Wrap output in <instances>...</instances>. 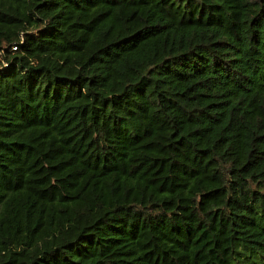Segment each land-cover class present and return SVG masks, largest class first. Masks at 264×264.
Listing matches in <instances>:
<instances>
[{"label": "trees", "instance_id": "trees-1", "mask_svg": "<svg viewBox=\"0 0 264 264\" xmlns=\"http://www.w3.org/2000/svg\"><path fill=\"white\" fill-rule=\"evenodd\" d=\"M0 47V264H264V0H0Z\"/></svg>", "mask_w": 264, "mask_h": 264}, {"label": "built area", "instance_id": "built-area-1", "mask_svg": "<svg viewBox=\"0 0 264 264\" xmlns=\"http://www.w3.org/2000/svg\"><path fill=\"white\" fill-rule=\"evenodd\" d=\"M17 47H18V46H17L16 44L12 46V48H13L14 50L17 49ZM0 51H4V50L2 49V47H0Z\"/></svg>", "mask_w": 264, "mask_h": 264}, {"label": "rangeland", "instance_id": "rangeland-1", "mask_svg": "<svg viewBox=\"0 0 264 264\" xmlns=\"http://www.w3.org/2000/svg\"><path fill=\"white\" fill-rule=\"evenodd\" d=\"M2 59H4V54H3L2 51H0V61H1Z\"/></svg>", "mask_w": 264, "mask_h": 264}]
</instances>
